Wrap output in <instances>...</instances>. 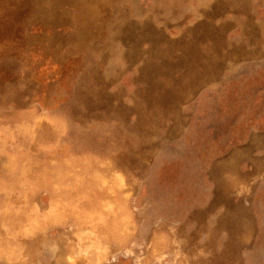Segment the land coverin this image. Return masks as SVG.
Here are the masks:
<instances>
[{
  "label": "rangeland",
  "instance_id": "obj_1",
  "mask_svg": "<svg viewBox=\"0 0 264 264\" xmlns=\"http://www.w3.org/2000/svg\"><path fill=\"white\" fill-rule=\"evenodd\" d=\"M0 264H264V0H0Z\"/></svg>",
  "mask_w": 264,
  "mask_h": 264
}]
</instances>
